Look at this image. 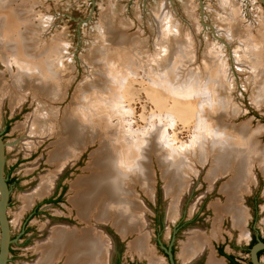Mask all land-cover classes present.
I'll use <instances>...</instances> for the list:
<instances>
[{"label":"rangeland","instance_id":"obj_1","mask_svg":"<svg viewBox=\"0 0 264 264\" xmlns=\"http://www.w3.org/2000/svg\"><path fill=\"white\" fill-rule=\"evenodd\" d=\"M226 1L231 15L223 0H0L7 264H36L54 229L87 225L72 200L75 185L115 158L122 178L134 177L126 185L141 224L124 236L111 221H90L111 249L107 264H115L117 249L119 264H151L152 256L156 264H206L210 249L183 261L192 230L240 264H254L249 243L264 237V4ZM186 36L191 46L181 41ZM78 131L86 138L80 145ZM228 137L241 145L232 149L236 169L243 154L250 158L240 198L245 236L230 215L215 220L229 175L213 179L210 172ZM124 144L136 149L133 157ZM46 181L49 190L25 203ZM144 232L148 255L131 248ZM257 261L264 264V255Z\"/></svg>","mask_w":264,"mask_h":264},{"label":"bare ground","instance_id":"obj_2","mask_svg":"<svg viewBox=\"0 0 264 264\" xmlns=\"http://www.w3.org/2000/svg\"><path fill=\"white\" fill-rule=\"evenodd\" d=\"M223 5H224V10L227 11L228 14L231 15L232 12H234V11L232 12L229 11L233 9H230L229 4L227 5L226 0H223ZM1 10L4 12L6 9L3 10L0 6V13H1ZM9 13L11 14L10 16H7L6 22L8 23H6L5 26L11 29L15 25L11 27V25L9 24L10 22L9 20L11 17H14V15L12 14V11H10ZM171 23H168V24L171 25ZM181 41L184 42L186 45L187 44L189 46L192 45L191 39L189 38L187 39V36H186V39L184 37L183 39H181ZM170 49H173V48L171 47ZM18 55H19V52H18ZM172 59H175V58H172ZM37 122L39 123V121L36 118L34 120V124ZM67 125H68V128L67 126L66 128L68 130L69 129L71 130L72 124L70 125V123H68ZM30 126H31V123H30ZM77 134H79V136H78V140L75 143L80 145L86 139L85 134H83L82 131H78ZM38 138L40 137L38 136ZM224 143H225L224 146L226 147V150L223 151L224 154L221 155L220 159H218V162L216 160V162L214 163V167L211 169V172H210V176L213 179L220 177L222 175H225V174L229 175L228 180L225 183H223V186L221 188L222 192L226 195V202L221 205H214V210L216 214L215 220L219 219L221 215L227 214L231 216L233 220V226H237L241 228L246 222L245 221L246 211L244 207L241 206L240 198H241V195L244 192H246L247 183L249 182L247 178L248 176L247 167L244 165L248 164L247 160H250V158L247 159L248 155L244 156L243 154L241 156L242 159H244L242 161L243 164H239V166L236 169V167H234L236 162H230L232 160V153H234V151L232 152V149H235L236 147L239 148L241 147V145L240 143H237V141L234 140V138L232 137H228L227 139H225ZM127 145L128 144H124L123 146L125 148L127 147L126 152H129V155H130V157L128 158H131L135 155L136 149L131 148L132 146L130 145L128 146ZM176 158L177 157L175 155L174 159L176 160ZM259 159H260L259 162L262 166V163H264V153L263 152ZM106 161H107L106 158L100 159L101 164L106 163ZM117 164H118L117 159L116 158L115 160L112 159L109 165L105 164L107 167L105 166V168H101V172L96 174V177L81 179L80 181H78L77 184L75 185L77 192L74 195L72 200L78 208L79 215L83 219L87 221H90L91 219H96L97 221H100L101 223L111 221L112 224L116 226L117 230L122 235L125 236L129 234L130 232H133L134 230L139 228L138 226L141 224L139 216L141 215H139L140 213L138 212L139 204L137 203L136 199L133 196V187L131 186V182H129L130 184H128V186L126 185L128 183L127 179L132 176L130 177L126 176L122 178V174L120 173L122 170L120 169H122L123 167L121 166V163H120L121 167ZM130 165L131 166H129L128 168L133 171L134 166L132 164ZM105 170L107 171L106 173L103 172ZM176 174L179 175V173H176ZM132 179H134V177H132ZM185 183L187 184V180L184 182V184ZM48 184L49 183L46 181L42 185V187L39 186V188H37V191H35V193H32L31 195L26 197L25 203L30 204L34 197H37V196L40 197L41 195L46 193L49 190V186H50ZM184 184H183V187L185 186ZM169 185L167 186L168 190L171 192H174L172 189H169ZM176 193H178V190L176 191ZM178 204L179 203H174L169 208V214L172 219H174L176 217L175 215H177L178 213L177 212ZM242 234L244 236L247 235L243 230H242ZM147 239H148L147 233L144 232V233L139 234L137 238H135V240L132 241L131 248L133 250H136V251L139 250L140 252L147 254L148 253ZM206 245H207L206 236L201 231L192 230L189 232L188 239L183 244L181 255L184 258V260L187 262L190 260H194L195 258L201 256L203 252H205V249L207 247ZM110 248H112V246ZM110 250L111 249H109L105 243L103 234H100L99 232L97 233L96 229L95 230L86 229L82 232H77L76 230H72L69 228L54 229L51 232L47 242L44 245L39 246L40 257L36 261L37 262L36 264H53L57 262L55 261L56 259L58 260V258L63 256L65 253H67L68 255L66 264H107L106 258ZM150 261H151L150 263L156 264V262L159 260H157L156 257L152 256ZM207 264H225V262L223 261V259H218L217 257H215L213 253H211L209 255Z\"/></svg>","mask_w":264,"mask_h":264},{"label":"water","instance_id":"obj_3","mask_svg":"<svg viewBox=\"0 0 264 264\" xmlns=\"http://www.w3.org/2000/svg\"><path fill=\"white\" fill-rule=\"evenodd\" d=\"M264 4V0H258ZM5 167V143L0 136V264H7L10 249V226L7 218V207L10 189L4 176ZM264 249V242L258 240L251 246V256L254 264H258V251ZM169 257L171 258V254ZM224 258V257H223ZM225 259V258H224ZM172 261V260H171Z\"/></svg>","mask_w":264,"mask_h":264},{"label":"flooded vegetation","instance_id":"obj_4","mask_svg":"<svg viewBox=\"0 0 264 264\" xmlns=\"http://www.w3.org/2000/svg\"><path fill=\"white\" fill-rule=\"evenodd\" d=\"M6 178V177H5ZM7 178H6V183H7ZM10 183V182H9ZM7 185H8V183H7ZM78 212L79 211H77V214H78ZM79 216V215H78ZM84 223H86L87 225H85L80 231H77L76 229H72V230H76L77 232H82V231H84V230H86V229H93V227L90 225V221H93L94 220V222H97V221H95V219H91L90 221H87V220H85V219H83V218H80ZM232 219V218H231ZM99 223H101V222H99ZM91 226V227H90ZM179 226H181V225H179ZM237 227V226H236ZM241 229H242V227H241ZM243 230V229H242ZM241 230V231H242ZM245 233H246V230L244 229L243 230ZM187 235H188V233H187ZM245 238V237H244ZM255 239H256V237H254ZM208 240V239H207ZM207 247H206V249H205V252H203L202 254H204V253H206L207 255H208V250L210 249L211 251H210V253H209V255L211 254V253H213L214 255H215V252L218 254V255H221L220 254V252L222 251L224 254H226V252H224V250H223V247L222 246H220V245H216V249H213V247H212V244L210 243V242H208L207 241V245H206ZM169 248V251L173 254V248H172V246L171 247H168ZM9 251H10V249H9ZM119 250L117 249V255H116V259H115V264H119V252H118ZM164 254L169 258V254H167L166 252H164ZM201 254V255H202ZM226 255H228V254H226ZM64 256H66V260L64 259V262H65V264H66V261H67V257H68V255H67V253H65L64 254ZM216 256V255H215ZM225 259H226V257L224 256V255H222ZM200 257V256H199ZM199 257H197V258H199ZM208 258H209V256H208ZM218 259H223V258H218ZM157 260H159L160 261V259H157ZM236 260V259H235ZM159 261H157V262H159ZM185 263H187V261H185V260H183ZM190 261H192V260H190ZM224 261V260H223ZM226 261L228 262V260L226 259ZM237 261V260H236ZM156 262V263H157ZM189 262V261H188ZM207 262H208V260H207ZM238 262V261H237ZM174 264H176L175 263V261L173 262ZM190 263H192V262H190ZM194 263V262H193ZM192 263V264H193ZM239 263V262H238ZM64 264V263H63ZM152 264V263H151ZM155 264V263H154ZM207 264V263H206ZM240 264V263H239Z\"/></svg>","mask_w":264,"mask_h":264},{"label":"trees","instance_id":"obj_5","mask_svg":"<svg viewBox=\"0 0 264 264\" xmlns=\"http://www.w3.org/2000/svg\"><path fill=\"white\" fill-rule=\"evenodd\" d=\"M10 181H12V179H11ZM7 183L9 184L8 181H7ZM35 211H36V209L34 210V212H35ZM261 241L264 242V237L261 238ZM255 243H256V239H255V238H252L251 241H250V243H249V246L251 247V246H252L253 244H255ZM220 254H221V255H224V256L226 257V259L228 260V263H229V264H239V263L235 260V258L233 257V255H230V254L226 255V254H224L222 251L220 252ZM261 254L264 255V249L258 251V256L261 255Z\"/></svg>","mask_w":264,"mask_h":264},{"label":"built area","instance_id":"obj_6","mask_svg":"<svg viewBox=\"0 0 264 264\" xmlns=\"http://www.w3.org/2000/svg\"><path fill=\"white\" fill-rule=\"evenodd\" d=\"M255 1H257V3H259L260 5H262V3H261V2H259L258 0H255Z\"/></svg>","mask_w":264,"mask_h":264}]
</instances>
